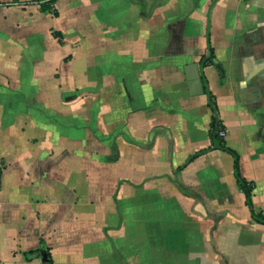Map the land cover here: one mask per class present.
I'll return each mask as SVG.
<instances>
[{"label": "crops", "instance_id": "obj_1", "mask_svg": "<svg viewBox=\"0 0 264 264\" xmlns=\"http://www.w3.org/2000/svg\"><path fill=\"white\" fill-rule=\"evenodd\" d=\"M43 1H0V264H264L232 155L180 167L208 90L264 215V0Z\"/></svg>", "mask_w": 264, "mask_h": 264}, {"label": "trees", "instance_id": "obj_2", "mask_svg": "<svg viewBox=\"0 0 264 264\" xmlns=\"http://www.w3.org/2000/svg\"><path fill=\"white\" fill-rule=\"evenodd\" d=\"M39 3L40 5V9L42 11H48V12H52L53 14H57L56 9L50 5V1H43V0H39L36 1ZM214 59V54L212 49L209 47L208 48V53L207 55H203L199 61V66L202 69L203 67H205L208 64H212ZM205 86H206V82H205ZM207 105L209 106L210 110L212 111V120H211V126H210V130H211V140L213 141V143L211 145H209L208 147L200 150L199 152H197V154L190 156L184 163L182 166H185L187 164L188 161L192 160L195 156L205 153L208 150L211 149H221L227 153H229L230 155H232L233 157V173L235 176V181L239 187V189L242 191L243 195H244V199H245V204L247 205V207L249 208V212H250V216L252 217L253 220H255L258 223L264 224V215L261 212H254L253 208H252V204H251V186L250 184L240 175L239 172V160H238V155L237 153L232 150L231 148L227 147L225 145L224 140L222 139L221 136H219V131L222 130V128L220 127L219 124V120L217 117V109L213 100V95L211 94L210 91L207 90Z\"/></svg>", "mask_w": 264, "mask_h": 264}, {"label": "rangeland", "instance_id": "obj_3", "mask_svg": "<svg viewBox=\"0 0 264 264\" xmlns=\"http://www.w3.org/2000/svg\"><path fill=\"white\" fill-rule=\"evenodd\" d=\"M2 2H9L7 3V5H4V9H5V12H4V20L5 21H10L12 20V18H14V16H9L8 14H6L7 10L6 9H10L11 11L13 10H18L19 14L17 15L19 18L23 19H28L31 18V13L34 11V10H40V5L38 2L36 1H39V0H17L15 1V3H13L14 0H0ZM41 1V0H40ZM38 3V4H37ZM9 5V6H8ZM36 5H38V7H36ZM54 7H55V4H54ZM56 9H60L59 6L56 7ZM58 11V10H57ZM47 16L49 17V20L45 19L44 21H42V24H46L49 28H54L57 26V17H58V13L57 14H53L51 11L47 13ZM15 19V18H14ZM46 21V23H45ZM50 32V37L52 38L51 40H59L60 39V36L57 35V33L54 31V29H48V33ZM47 38V39H50ZM211 64V63H210ZM216 65V64H215ZM216 67L219 68V66L216 65Z\"/></svg>", "mask_w": 264, "mask_h": 264}, {"label": "built area", "instance_id": "obj_4", "mask_svg": "<svg viewBox=\"0 0 264 264\" xmlns=\"http://www.w3.org/2000/svg\"><path fill=\"white\" fill-rule=\"evenodd\" d=\"M237 1H244V0H237ZM224 135V132L222 130L219 131V136H223ZM0 180H1V175H0Z\"/></svg>", "mask_w": 264, "mask_h": 264}, {"label": "water", "instance_id": "obj_5", "mask_svg": "<svg viewBox=\"0 0 264 264\" xmlns=\"http://www.w3.org/2000/svg\"><path fill=\"white\" fill-rule=\"evenodd\" d=\"M213 62L217 65V66H219V64L217 63V61L214 59L213 60Z\"/></svg>", "mask_w": 264, "mask_h": 264}]
</instances>
